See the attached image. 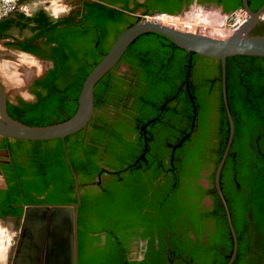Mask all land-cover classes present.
Here are the masks:
<instances>
[{
	"label": "trees",
	"instance_id": "1",
	"mask_svg": "<svg viewBox=\"0 0 264 264\" xmlns=\"http://www.w3.org/2000/svg\"><path fill=\"white\" fill-rule=\"evenodd\" d=\"M115 1H90L78 19H52L41 11L29 16L22 12L17 14L14 18L15 25L29 34L21 40L9 41L8 44L15 42V47L20 50L40 54L38 42L45 40L50 51L43 55L53 61V66L42 80L35 83L43 86V92H37L36 102L7 103V112L13 119L32 126H45L64 121L74 114L82 83L89 71L107 52L112 40L121 30L142 20L141 17L130 16L135 9L129 7L127 0L119 8L114 6ZM147 1L148 3L143 4L146 8L144 14L156 11L178 14L192 2ZM200 1L214 2L227 13L242 8L241 0ZM247 2L250 9L255 11L263 0ZM201 9L203 13L227 16L219 9ZM188 13L176 17L183 19ZM14 19L0 22V39L6 37V30ZM191 19L196 22L199 18ZM225 23L226 18L208 17L202 26L195 27L203 33L217 36ZM258 27L264 29V20H260L255 26ZM109 31L113 34V39L106 44ZM122 60L128 64L133 74V87L129 94L132 101L130 110L125 111L129 115L126 118L129 125L126 128L132 135L127 137L122 134L118 117L115 118L118 123L114 124L111 120L97 116L93 117L94 126L91 129L86 131L83 128L63 140H25L33 147L47 145V151L39 158L35 151L31 154L34 156L31 159L35 161L32 173L34 177L29 183L23 184L21 180L17 188H11L7 201L1 202L0 208L4 215L12 214L8 208L23 196L29 198L27 202L30 204L75 202L73 173L71 174L69 161L81 180L79 189L95 174L91 168L96 167L97 163L92 156L97 152L95 147L99 145L112 147L114 155L126 154L130 163L127 172L134 175L127 180V184L118 185L120 192L117 195H108L104 191L92 201L81 196L78 209L79 241L82 239L83 229L87 227L84 218L86 214L92 215L94 230H106V224L111 222L107 240L114 247L118 241L116 235L123 225L121 221H117L121 219V211L124 210L127 214L124 220L127 219L128 223L136 217L143 220V225H151L152 212L160 216L168 212L169 206L161 201L153 206L154 211L144 212L142 209L147 204L143 195L146 190L138 185L142 178L139 171L150 168L155 173L159 165H164L162 154L164 150L167 152V148L173 156L169 158L171 162H177L185 155L192 159H198L199 156L212 159L213 183L214 171L229 134L221 94L219 60L185 51L169 38L152 32L143 33L134 39L119 61ZM120 81L128 84V81L113 75L111 70L97 81L93 91L94 110L101 108L110 98L120 97L117 95L121 88ZM226 98L234 123V133L220 171L219 183L238 242L232 264H243L249 259L253 260L251 264H264V57L234 55L226 58ZM128 100L124 101L126 105ZM214 110L215 117L212 115ZM21 141L23 140H19ZM65 151L68 152V159ZM78 151L83 152L84 160H75L74 156ZM118 178L121 179L122 175ZM236 184L240 189L239 207L236 206L234 195ZM213 191L217 206L224 215L221 201L216 191ZM41 195L44 197L40 198ZM159 226L171 229L169 223H161ZM219 227L229 235L227 252L217 263L225 264L231 255L233 240L225 217ZM177 247L173 243L175 253L180 255L184 250L179 252ZM117 259L112 254L111 258L105 260L102 253H97L92 263L81 261L80 264H121L116 262ZM193 264L207 263L197 261L195 256Z\"/></svg>",
	"mask_w": 264,
	"mask_h": 264
},
{
	"label": "flooded vegetation",
	"instance_id": "2",
	"mask_svg": "<svg viewBox=\"0 0 264 264\" xmlns=\"http://www.w3.org/2000/svg\"><path fill=\"white\" fill-rule=\"evenodd\" d=\"M90 1L108 2V0H59V7L57 8L59 14L56 19L63 17L80 18L84 13L85 5ZM123 1L116 0L114 6L117 8L122 7L125 4V1ZM126 2L129 3L130 8L135 9L134 12L130 13V16L135 18L136 16L141 17L142 15H146L144 14L146 8L143 4L148 3L147 0H127ZM191 6L193 9L185 18L170 17L179 18L183 21L192 16V18H197L208 15V13L201 11V7L221 8L211 1L201 2L200 0H192L191 3L182 8V11ZM156 13L174 15L164 11L147 14ZM186 25L188 26L189 24ZM112 39L113 34L109 31L106 35V44ZM44 41H37L41 47L40 54L20 50L15 47V42L14 44L7 45L10 49L7 54H0V82L6 90L7 103L10 102L13 104L18 101H24L29 104L34 103L37 101V92H43V86L41 84L35 85V83L42 80L48 70L53 66V61L43 55L50 51V47ZM32 60H38L41 63L39 67H31L28 65ZM124 66L129 72H122L118 69ZM111 72L113 75L128 81V84L120 81L121 88L117 93L120 97H112L101 108L94 110L91 117L92 120L84 128L87 131L94 126L93 117L101 116L111 120L114 124L118 123L115 121V118L118 117L119 124L122 126V134L129 137L132 134L126 128L129 125L126 121L129 115L125 111L130 110L129 106L132 101L129 94L133 87V78L131 77L133 74L128 64L123 60L119 61L111 69ZM128 78H131V80ZM126 99H129L128 105L124 103ZM212 115L215 117V110ZM19 140L22 139L0 137V207L1 202L7 201L9 198L11 188H17V185L21 184V180H23V184L32 181L35 161L31 159L34 158L31 154L35 151L37 155L39 154V158L40 155H43L47 151L48 146L45 144L33 147L26 142L27 140H23L25 143L23 141L19 142ZM95 148L97 152L93 154L92 158L97 163V166L91 168L95 174L93 178L87 180V183L78 189L80 198L84 195L90 201L98 198L104 191L108 195H117L120 192L118 185L127 184V180L134 175L132 172H127V167L130 163L127 161L126 154L119 153L118 155H114L115 153L113 154L111 150L112 147L108 145H99ZM65 150L67 151V149ZM169 150L167 148V152L165 150L163 151L164 165H159L155 173L150 168L142 169L138 173L142 177L138 185L146 190L143 198L146 200L147 207H144L142 210L144 212L154 211L153 206L156 202L159 203L161 201L167 203L169 206L168 212L166 211L162 216L156 212H152L151 225H143V220L136 217L128 223L127 219L124 220L127 214H125L124 210L121 211L124 215L122 214L120 216L121 219L117 221H121L123 225H121L122 228L116 235L118 241L114 247L107 240L111 222L106 224V230H94V219L91 214H86L84 218L87 227L83 229V236L79 241L77 217L78 264L81 261L92 263L97 253H102L105 260L111 258L112 254H115L118 258L115 261L121 264H193L195 256H197V261L207 264H217L221 261L223 254L227 252L226 247L228 245L229 235L225 232L226 230H221L219 227V224L224 221V217L227 226L228 223L225 210L223 215L217 206L215 192L213 191H216L214 176L213 183L211 180V174L214 170L213 161L212 159L205 158V156L192 159L191 156L185 155L182 156V159H178L177 162H171L169 158L173 156ZM66 151L65 155L68 154ZM66 157L68 159L67 155ZM74 157L77 161L84 160L85 158L81 151H78ZM73 166L69 161L71 174L73 173L74 186L75 176L79 187L81 180L74 173ZM118 174L122 175L121 179L118 178ZM89 175L91 174L89 173ZM239 190L236 184L234 187V195L237 207H239ZM31 194L36 196L34 191H31ZM39 197L43 198L44 195ZM28 199L26 196L17 198L16 202L12 203L8 208L13 212L12 214L4 215L0 208V231L4 235L2 241L4 247L0 254V264H11L13 261L16 240L19 235L17 225L22 217L24 208L28 205L50 204H30L27 202ZM19 211L20 214L17 215ZM108 213L110 214V211ZM109 221L111 220L109 219ZM114 221L116 222V220ZM161 223H169L172 230L168 226L160 227L159 224ZM228 231L230 232L229 226ZM102 237H104V240ZM173 243L177 244V251L184 250L181 253L183 255L175 253ZM249 260L243 264H251L253 260Z\"/></svg>",
	"mask_w": 264,
	"mask_h": 264
},
{
	"label": "water",
	"instance_id": "3",
	"mask_svg": "<svg viewBox=\"0 0 264 264\" xmlns=\"http://www.w3.org/2000/svg\"><path fill=\"white\" fill-rule=\"evenodd\" d=\"M241 3L246 18L231 29L229 35L224 37H216L199 30H183L159 21L145 19L124 28L85 77L74 114L58 123L32 126L13 119L7 112V94L0 82V137L31 141L63 140L86 127L94 113L93 91L95 84L115 67L127 47L143 33H159L185 51L219 60L221 94L229 124V134L222 156L214 171V185L225 210L233 240L232 252L225 264H232L236 257L238 242L219 183L220 171L234 133V123L226 98V58L234 55L264 57V36L251 35L259 21L264 20V0L255 11L250 9L247 0H241ZM220 10L222 11L221 8ZM222 13L228 15L227 12L222 11ZM16 16L17 12H12L0 19V22ZM118 69L122 72H129L125 66ZM128 79L131 80V78ZM74 181L76 202L69 205H28L24 208L17 225L19 235L11 264H78L77 217L80 196L75 176ZM102 239L104 240V237Z\"/></svg>",
	"mask_w": 264,
	"mask_h": 264
},
{
	"label": "crops",
	"instance_id": "4",
	"mask_svg": "<svg viewBox=\"0 0 264 264\" xmlns=\"http://www.w3.org/2000/svg\"><path fill=\"white\" fill-rule=\"evenodd\" d=\"M59 7V0H19L17 14L22 12L24 15H31L38 11H43L47 16L52 19H56L58 13L57 8ZM47 10L45 11L44 10ZM14 19V18H9ZM2 22V21H1ZM15 19L13 24L6 30V37L0 39V54H7L10 49L7 46L9 41L21 40L23 37L28 36L29 32L25 30H20L15 25ZM2 50V51H1Z\"/></svg>",
	"mask_w": 264,
	"mask_h": 264
},
{
	"label": "built area",
	"instance_id": "5",
	"mask_svg": "<svg viewBox=\"0 0 264 264\" xmlns=\"http://www.w3.org/2000/svg\"><path fill=\"white\" fill-rule=\"evenodd\" d=\"M19 0H0V19L8 16L12 12L18 11ZM231 15H234V28L239 25L246 18V13L242 8L235 10ZM160 16H180L179 14L169 15L165 13L146 14L142 15L141 18L145 20L158 21L157 18ZM160 22V21H159Z\"/></svg>",
	"mask_w": 264,
	"mask_h": 264
},
{
	"label": "rangeland",
	"instance_id": "6",
	"mask_svg": "<svg viewBox=\"0 0 264 264\" xmlns=\"http://www.w3.org/2000/svg\"><path fill=\"white\" fill-rule=\"evenodd\" d=\"M193 7H189L188 9H186L185 11H181V14L179 15H184L186 12H190L192 11ZM215 9H219L220 8H204V10H215ZM208 17H202V18H199L195 23L191 24V25H194V26H190L188 25L187 27H182L183 30H188V31H194V30H197V28L195 26H202L205 19H207ZM234 15H231V13H228L227 15V18H226V26L227 28L230 30V29H233L234 28ZM181 23H184V22H181ZM185 24V23H184ZM251 35H254V36H264V29H261V28H254V30H252L251 32ZM2 51V50H1ZM4 51L0 52V53H3ZM31 63L28 64L30 65L31 67H39V65L41 64L38 60H32L30 61ZM26 65V64H25ZM35 65V66H33ZM3 232L0 231V254H1V250L2 248L4 247L2 241H3V238H4V235L2 234Z\"/></svg>",
	"mask_w": 264,
	"mask_h": 264
},
{
	"label": "bare ground",
	"instance_id": "7",
	"mask_svg": "<svg viewBox=\"0 0 264 264\" xmlns=\"http://www.w3.org/2000/svg\"><path fill=\"white\" fill-rule=\"evenodd\" d=\"M193 17V16H192ZM192 17H188L186 19H184L183 21H181L179 18H173V17H170V16H160L157 18L158 21H160L161 23H164V24H167V25H172V26H175L179 29H183L182 27H187L186 24H193L195 22H192ZM202 17H219V18H227V16H222L218 13H213V14H208V15H203V16H199L197 18H202ZM197 21V20H196ZM181 22H184V23H181ZM231 32V29L229 30L226 26V23H225V26L220 29V35H217L216 37H224V36H227L229 35Z\"/></svg>",
	"mask_w": 264,
	"mask_h": 264
}]
</instances>
